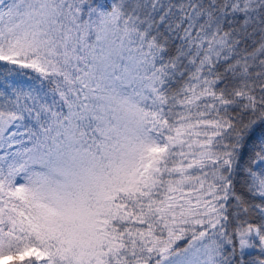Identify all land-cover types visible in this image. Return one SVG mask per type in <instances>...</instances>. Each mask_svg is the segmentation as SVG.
<instances>
[{
	"label": "trees",
	"instance_id": "1",
	"mask_svg": "<svg viewBox=\"0 0 264 264\" xmlns=\"http://www.w3.org/2000/svg\"><path fill=\"white\" fill-rule=\"evenodd\" d=\"M196 251L264 264V0H0V264Z\"/></svg>",
	"mask_w": 264,
	"mask_h": 264
},
{
	"label": "rangeland",
	"instance_id": "2",
	"mask_svg": "<svg viewBox=\"0 0 264 264\" xmlns=\"http://www.w3.org/2000/svg\"><path fill=\"white\" fill-rule=\"evenodd\" d=\"M48 3H44V5L43 4H38V3H33L32 4V6H31V8H34L35 9V11H36V13L33 15V17H34V19H35V22H36V25H37V27H38V29H39V26H40V23H42L43 22V20L39 17V13H40V11L41 10H43V9H45V8H47L48 7ZM45 20H48V21H52V18H46ZM54 24H52V23H50V24H46L45 26H44V29L46 30L45 32H46V37L49 39V40H51V41H56L57 39H58V33H57V31L55 30V28H54V26H53ZM241 239H242V237H241ZM244 244V243H243ZM194 254H198V251H196V252H190V253H187L186 255H184L181 259H180V262L182 263V264H194Z\"/></svg>",
	"mask_w": 264,
	"mask_h": 264
}]
</instances>
